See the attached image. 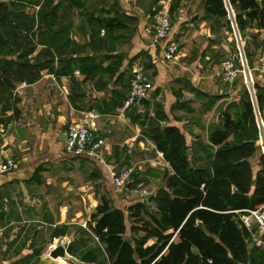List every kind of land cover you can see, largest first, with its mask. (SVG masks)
Listing matches in <instances>:
<instances>
[{
    "label": "crops",
    "instance_id": "0c3cea01",
    "mask_svg": "<svg viewBox=\"0 0 264 264\" xmlns=\"http://www.w3.org/2000/svg\"><path fill=\"white\" fill-rule=\"evenodd\" d=\"M116 3L123 14L136 20L127 22L129 32L122 33L123 42L115 47L116 59L105 57V51L94 55L99 68L118 63L113 78L103 73L83 81L84 76L78 72L71 79L42 71L37 82L15 85L6 111L1 110L0 105V157H12L19 166L17 171L0 174V226L3 228L0 264H59L61 259L54 261L46 256L58 240L68 242L67 252L76 261L61 260L60 264H109L104 245L91 231L95 223L91 216L101 200H109L111 211L118 209L127 215L128 207L142 202L145 194L161 185L157 183L159 179L146 176L147 171L173 174L144 135L146 127L131 121L129 110L134 109L135 115L154 118L159 107L166 118L159 123L176 127L186 146L194 148L199 141L209 144L210 117L219 106L223 111L228 104L237 103L244 91L249 90V83L264 89V70L260 69L264 29H246L241 38L233 27V9L229 16L232 32L222 26L223 21L215 22V18L195 23L197 20L192 19L199 13L187 22L185 16L190 6L186 10L179 9V22L172 24L166 40L178 45V53L172 62H166L165 42L152 44L151 40L155 10L150 6L144 9L140 0H116ZM169 3L171 0L164 2L162 13L168 12ZM110 7H113L111 0H92L89 6L85 3L82 7H71L74 31L70 40L77 46L89 41L87 25L79 29L83 23L82 10L96 12ZM229 33L235 43H231ZM245 49L250 54L249 60ZM234 54L238 58L235 65L244 73L231 86L221 84L214 75L226 57L230 55L233 60ZM138 64L145 68L149 86L147 101L142 108L136 105L124 109L123 105H116L109 110L112 93L126 94L132 71ZM119 74L123 75L122 81L115 84ZM71 80L77 86L75 93L82 96L79 99L71 93ZM98 80L106 82L105 89L98 90L94 86ZM177 104H183L182 108H177ZM220 118L217 113L216 123ZM69 125H86L92 136L104 139L103 158L89 159L68 152L64 134ZM263 153L258 147L250 159L253 176L260 169L259 158ZM124 169L137 171L151 184L152 190H125V195H118L112 177ZM150 207L155 211L153 204ZM252 234L251 245L264 247L256 238V234L261 233L256 230ZM155 241L149 239L145 247ZM88 252L95 257V262L81 260Z\"/></svg>",
    "mask_w": 264,
    "mask_h": 264
},
{
    "label": "trees",
    "instance_id": "16d2710c",
    "mask_svg": "<svg viewBox=\"0 0 264 264\" xmlns=\"http://www.w3.org/2000/svg\"><path fill=\"white\" fill-rule=\"evenodd\" d=\"M86 1L0 0L1 110L6 111L16 84H33L42 71L71 79L78 72L84 76L83 81L93 79L96 74L115 76L118 63L99 68L94 55L105 51V57L116 59L115 47L123 42L122 33L129 32L127 22L134 23L136 19L123 14L115 6L116 0H111L113 7L108 10H82L83 23L79 29L86 24L90 37L86 44L77 46L69 38L74 31L70 9L82 7ZM180 1L171 0L170 15L178 10ZM200 1L205 16L223 21L222 26L228 31L231 30L228 7L233 9L241 38L246 29H264V0ZM36 6H39L36 12H26ZM205 16L203 19L207 20ZM245 57L249 60L246 49ZM122 77L119 74L114 83L121 82ZM94 86L103 90L106 82L98 80ZM251 89L252 93L245 90L237 103L228 104L219 113L221 118L208 135V146L195 144L210 161L207 167L194 166L202 160L201 156L194 155L195 147L186 146L176 127L159 123L166 120L159 107L154 118L129 110L131 121L146 127L144 135L162 154L173 174L164 187H158L154 197L143 198L128 207L127 215L118 209L111 211L109 200H101L91 216L95 222L91 231L104 245L109 264H264V247L251 245L253 234L239 219L247 210H264V153L255 176L250 165L257 151L255 143L261 137L264 139V89L257 84H251ZM72 92H78L74 80ZM126 94L112 93L109 110L123 105ZM181 105L176 106L180 109ZM212 148L214 151L210 152L208 149ZM135 178L132 175L133 185L138 184ZM142 214L149 220L143 221ZM140 232L143 236L138 238ZM151 238L156 239L155 243L145 247ZM81 260L96 261L89 252Z\"/></svg>",
    "mask_w": 264,
    "mask_h": 264
},
{
    "label": "built area",
    "instance_id": "2783aa9c",
    "mask_svg": "<svg viewBox=\"0 0 264 264\" xmlns=\"http://www.w3.org/2000/svg\"><path fill=\"white\" fill-rule=\"evenodd\" d=\"M171 28V19L167 12H161L154 17L151 31L152 44L165 42L163 57L166 62H172L178 53V45L173 41H166ZM260 62V69L264 70V52L261 55ZM243 73L244 71L238 69L232 58H229L221 63L220 69L215 73L214 78L221 84L231 86L236 82L239 74ZM148 91L149 86L145 77V68L142 64H138L132 71L123 108L135 107L139 99L147 97ZM64 145L68 152L89 159H102L105 154L104 139L92 136L86 125H69L65 131ZM157 157L163 158L161 153ZM18 167V163L14 158L0 157V174L17 171ZM132 175L133 170L131 169H124L113 175V187L119 191L125 189V185L132 180ZM239 219L247 230L256 228L264 236V210H247L245 215H241ZM2 237L3 228L0 226V242ZM46 256L48 257V253H46Z\"/></svg>",
    "mask_w": 264,
    "mask_h": 264
},
{
    "label": "rangeland",
    "instance_id": "374dc122",
    "mask_svg": "<svg viewBox=\"0 0 264 264\" xmlns=\"http://www.w3.org/2000/svg\"><path fill=\"white\" fill-rule=\"evenodd\" d=\"M140 1L142 2V7L144 9H146L148 6H150L151 7L150 9L155 10L154 13H155V16H156V15H158V14H160L162 12V6H164V2L167 1V0H144V1L143 0H140ZM162 1H163V3H161ZM91 2H92V0H87L86 1V4L89 6ZM188 6H190V7H189V10H188V12H187V14L185 16L187 22H191L190 18H192V16H194L197 13H199V15L197 14L198 15V19H197V21L195 23H199L201 20H203V17L205 15H203L204 9H203L202 2L200 0H181L180 3H179V8H178L177 11H179V9H181V8L183 10H186ZM38 8H39V6H36V7H33V8H28V10H26V12L28 14H32V13L36 12L38 10ZM177 11L173 15H170L169 12H167L168 15H169V17H170V19H171V24H173V25H175L177 22H179L178 21L179 14H177L178 13ZM228 12H229V16H230V12L232 13V9L229 8V7H228ZM229 16H228L227 19L228 20H231ZM231 16H232V14H231ZM185 17H184V19H185ZM181 18L183 19V16H181ZM205 18H207V21L211 19V18H208L207 16H205ZM215 22H218L217 19H215ZM231 22H232V20H231ZM233 27L236 29V25H235L234 22H233ZM230 31L232 32V29ZM228 37L231 38V43H235L234 36L232 34H230V36H228ZM229 57H230V55L228 57H226V59H228ZM204 104H205L204 107H206L207 100L204 101ZM201 110H203V108H201ZM220 112H222V108L219 106L216 109L215 113L210 117V123H209V128H208V132L209 133L211 131H213L217 127V125L219 124V122L216 123L215 116H216L217 113L219 114ZM198 143L201 144V145H203V146H208V144L205 145V143L203 144L201 141H199ZM255 144H256L257 148L260 147L261 150H264L263 149L264 148V139H263V137H261ZM208 150L210 152H213L214 151L213 148L212 149H208ZM194 155L201 156V159H202L200 162H196V164L193 163L195 167L196 166H203V167L206 166L207 167L209 165V162L210 161H208V159H206L204 157V154L200 153L199 149H197L196 146H195V149H194ZM147 173L149 175L148 177H152V178H155V179H159V182H157V183L158 184L161 183V185H157V187L158 186L159 187L160 186L161 187H164L165 181L169 177V176H167L166 172H164V171L163 172L162 171L161 172L159 171V172H154V173L147 171ZM133 175L136 177L135 179L137 180L138 184L133 185L134 187L132 186L133 187V188H131L132 191L137 190L138 192H141L143 190V191L150 192L152 190L151 189L152 188L151 184L148 181H146L143 177H140L139 176L140 174H137V171H133ZM133 182L135 183V180ZM125 190L126 189H123V190L117 191L116 193L118 195H125V193L128 191V190L127 191H125ZM126 201L127 202H132L131 200H126ZM141 218L145 222L149 220L148 216L147 215H144V214L141 215ZM258 232L259 231L257 230V233ZM142 236H143V233H138V236L137 237L140 238ZM257 236H258V234H256V238H258V241L259 242H262L264 244V236L262 234H259L258 237ZM1 242H0V244H1Z\"/></svg>",
    "mask_w": 264,
    "mask_h": 264
},
{
    "label": "water",
    "instance_id": "95a60500",
    "mask_svg": "<svg viewBox=\"0 0 264 264\" xmlns=\"http://www.w3.org/2000/svg\"><path fill=\"white\" fill-rule=\"evenodd\" d=\"M199 15V14H198ZM198 15L195 16L192 21H196L198 19ZM233 61L234 62H238V58L236 55L233 56ZM249 91L250 93H252V89L249 83ZM147 101V97L146 98H141L138 100L137 102V106L138 108H142L143 104ZM65 137V134H64ZM188 154L190 155V151L188 152ZM133 186V180L129 181L126 185H125V189L126 190H131ZM158 188L155 189L153 192L149 193V194H145L144 198L146 200H149L150 198L154 197L156 192H157ZM256 229L253 228L252 233L255 232ZM68 249V242H62L61 240H58L54 247L48 252V257L51 260L57 261L59 259L64 260L66 262H71V263H76L75 259L72 258L69 253L67 252Z\"/></svg>",
    "mask_w": 264,
    "mask_h": 264
},
{
    "label": "bare ground",
    "instance_id": "6f19581e",
    "mask_svg": "<svg viewBox=\"0 0 264 264\" xmlns=\"http://www.w3.org/2000/svg\"><path fill=\"white\" fill-rule=\"evenodd\" d=\"M66 262V261H65Z\"/></svg>",
    "mask_w": 264,
    "mask_h": 264
}]
</instances>
